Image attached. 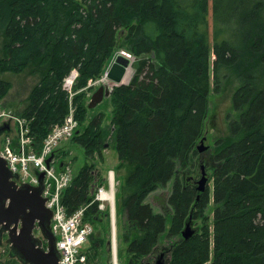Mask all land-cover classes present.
Returning a JSON list of instances; mask_svg holds the SVG:
<instances>
[{
	"label": "trees",
	"instance_id": "obj_1",
	"mask_svg": "<svg viewBox=\"0 0 264 264\" xmlns=\"http://www.w3.org/2000/svg\"><path fill=\"white\" fill-rule=\"evenodd\" d=\"M212 9L213 46L209 0H0V73L40 77L27 107L15 113L30 121L38 153L69 112L63 82L72 70L82 90L123 47L135 58L130 83L110 97L118 168L125 172L117 202L125 213L128 264L154 254L168 222L167 238L181 239L165 252L167 264H264V0H212ZM212 53L216 91L223 79L240 81L233 96L239 115L214 146L213 235L209 226L197 227L185 240L195 194L179 173L192 165L209 118ZM11 86L0 78V102ZM86 95L74 97L80 132L70 141L91 160L109 134L105 113L89 120ZM95 170L85 164L62 195L68 215L87 206L84 221L92 225L104 216L109 221L94 202L92 189L104 184ZM174 179L170 215L155 213L146 200ZM210 199L207 192L198 202V218ZM101 246L93 244L94 258L85 250L86 264Z\"/></svg>",
	"mask_w": 264,
	"mask_h": 264
},
{
	"label": "rangeland",
	"instance_id": "obj_2",
	"mask_svg": "<svg viewBox=\"0 0 264 264\" xmlns=\"http://www.w3.org/2000/svg\"><path fill=\"white\" fill-rule=\"evenodd\" d=\"M209 34H210V43L213 46V31H214V21H213V9H212V0H209ZM3 37L0 34V60L3 59L2 54V47H3ZM122 49H126L123 47ZM124 50V51H125ZM215 56L211 55V66H210V93H209V107L210 113L209 118L206 123L205 132L199 144L196 147L197 154L194 156L192 165L189 167L188 170L181 171L179 173L180 178H183L184 172H199L200 165L202 164V160L207 161V169L211 174L210 178V186H209V194H211L210 203L207 209L204 212V218H198L197 214L199 209L193 210V218L195 219L194 228L198 227L200 230L203 229L205 226H209L211 233L213 235V219H214V211H215V204L212 198L213 192V185H214V146L217 140L220 138L226 137L230 135V124L232 121L236 120L239 115V111L235 109L233 104V96L235 95L236 91L240 87V81L238 79H231L226 80L223 79L219 90L216 91V85L214 81V69H213V61ZM112 61V59H111ZM111 61L107 64L105 70L110 65ZM104 70V72H105ZM103 72V73H104ZM103 75V74H102ZM133 76V74H132ZM131 76V78H132ZM0 78L11 82L12 86L8 92V95L0 102V108L6 111H11L15 113H22L24 109L28 105V97L32 88L39 83L40 77L39 75H32L29 72H24L21 74H13L10 72L7 73H0ZM130 78V79H131ZM100 81L99 84H95L96 82ZM101 83V78L96 79L92 85L87 84L85 88L82 90L74 89L76 95L81 91L85 92L87 98V105L90 101L92 94L99 88ZM75 95V96H76ZM76 107V106H75ZM77 110V107H76ZM100 113H105L106 117L103 122V126L108 132V136L105 148L102 150L101 155H96L94 159L87 160L85 156V151L71 141L62 142L59 147V151L56 155V160H66L68 164L73 169L74 173L77 174L78 171L85 165V164H93L95 165V172H98L101 178H107L108 171L110 169H115L116 171V188H115V197H116V234H117V263L118 264H128L129 257L127 256V248L128 243L125 242V234L127 232V225L125 221V213L122 205L120 204L118 199L117 202V195H118V188L120 184L123 182L124 177V170L118 168L119 167V159L118 154L115 150V138L113 135V127L110 125L111 118H112V106L110 99H105L103 103H101L97 108L90 110L89 113V120L93 119ZM207 134V135H206ZM205 138V141H204ZM201 144L208 145L210 147L209 150H206L203 153H200L198 148ZM202 158V159H201ZM99 160V161H98ZM54 167H57V164H53ZM103 176V177H102ZM175 179L170 182L167 186L159 188L157 191L152 193L149 198L146 200L149 203L155 213H162L165 214L166 211H169L170 205L168 200L172 194L173 186H174ZM164 211V212H163ZM192 218V214L190 213V217ZM94 231L89 241V253L91 257L95 254L93 249V244L101 242V247L99 248L96 259L93 261V264H114L113 261V253L109 250L112 231H111V224L104 216L102 221H96L95 225L92 226ZM170 224L168 222L167 225V232L169 230ZM198 229V231H199ZM167 232L161 238L159 245L157 246L154 254L148 257L144 264H155L158 257L168 251L172 244L176 241L180 240L181 238L178 237L174 240H169L167 238ZM34 234L36 237H41V232L39 229L34 230ZM183 238V237H182ZM109 244V245H108ZM109 246V247H108ZM168 248V249H167ZM10 246L7 243V239H4L3 245L0 249L2 261L6 264H22L15 258H11L9 255ZM109 250V253H108ZM165 257V262H166ZM169 260V256H168ZM167 263V262H166Z\"/></svg>",
	"mask_w": 264,
	"mask_h": 264
},
{
	"label": "built area",
	"instance_id": "obj_3",
	"mask_svg": "<svg viewBox=\"0 0 264 264\" xmlns=\"http://www.w3.org/2000/svg\"><path fill=\"white\" fill-rule=\"evenodd\" d=\"M130 56V55H129ZM79 77L77 69L64 79L63 89L69 94V112L64 121L52 127L44 140L41 152H36L34 139L30 135V121L17 116L11 111L0 110V125L9 124L15 128V138L6 134L0 142V156L7 162L9 170L18 176L19 185H38L37 172L45 173L46 206L53 212L52 231L57 237V248L60 253V264H86L85 245L89 242L94 229L84 221L87 206L81 207L74 214L68 215L62 203L63 192L74 179L72 168L67 165L58 171L46 164L47 159L55 152L63 141L72 139L79 127L76 119V107L73 104L76 95L74 89ZM94 80L89 81L92 85ZM100 81L95 84H99ZM116 172L109 170L106 183L98 186L94 202L102 212H109L111 223L110 250L113 253L114 264L117 263V234H116Z\"/></svg>",
	"mask_w": 264,
	"mask_h": 264
},
{
	"label": "water",
	"instance_id": "obj_4",
	"mask_svg": "<svg viewBox=\"0 0 264 264\" xmlns=\"http://www.w3.org/2000/svg\"><path fill=\"white\" fill-rule=\"evenodd\" d=\"M133 63L132 54L124 50L116 53L108 71V82L92 94L88 103L89 110L97 108L105 99H109L115 86L130 83L132 78L128 82H125V78L130 72L131 76L134 75ZM5 130L6 127L0 128V135ZM208 149L209 146L204 144L198 148L200 153ZM53 157L54 155L47 160L48 166ZM38 176V186H19L14 180L17 175L9 170L7 162L0 157V249L7 235L10 256L22 264H59L60 253L57 249V238L51 230L53 212L46 207V198L43 196L45 174L39 173ZM206 181L207 178L204 177L201 184ZM191 221L192 219L189 218L182 231V237L185 240L198 232L197 228H193ZM35 229L40 230L41 237L35 236ZM44 242H46V248ZM0 264H5L1 259V252ZM155 264H167L165 253L158 257Z\"/></svg>",
	"mask_w": 264,
	"mask_h": 264
},
{
	"label": "flooded vegetation",
	"instance_id": "obj_5",
	"mask_svg": "<svg viewBox=\"0 0 264 264\" xmlns=\"http://www.w3.org/2000/svg\"><path fill=\"white\" fill-rule=\"evenodd\" d=\"M204 141H205V138H204ZM209 149H210V147H209ZM201 162H202V164L200 165L199 172L194 171V172L191 173V172L187 171V172H184V174H183L184 188L193 190V192L195 194V201H194V204H193L194 208L191 210V214H192L191 224H192L193 228H194V223H195V219L193 218V212L195 210H197L198 202L201 201V198L209 191L210 178H211V174H210V172L207 169V161L206 160H202ZM204 177L207 178V181L204 184H201V181L204 179ZM170 213H171V209L169 211H166L165 215H170ZM4 239H7V235H5ZM10 252L11 251L9 250V255H10Z\"/></svg>",
	"mask_w": 264,
	"mask_h": 264
},
{
	"label": "bare ground",
	"instance_id": "obj_6",
	"mask_svg": "<svg viewBox=\"0 0 264 264\" xmlns=\"http://www.w3.org/2000/svg\"><path fill=\"white\" fill-rule=\"evenodd\" d=\"M129 40V39H128ZM111 63H112V61H111ZM111 63H110V65L107 67V69H106V73L105 74H103L102 76H101V83H103V84H106L107 82H108V78H107V75H108V71H109V69H110V66H111ZM128 77H129V75H127L126 76V78H125V82H128L129 80H128ZM130 78H131V74H130ZM95 81V80H94ZM67 113V112H66ZM65 119V118H64ZM113 126V125H112ZM207 135V134H206ZM205 152V151H204ZM99 161V160H98ZM206 163V162H205ZM201 191V190H200ZM123 208V207H122ZM164 212V211H163ZM116 222H117V220H116ZM132 230V229H131ZM197 234V233H196ZM168 249V248H167Z\"/></svg>",
	"mask_w": 264,
	"mask_h": 264
},
{
	"label": "crops",
	"instance_id": "obj_7",
	"mask_svg": "<svg viewBox=\"0 0 264 264\" xmlns=\"http://www.w3.org/2000/svg\"><path fill=\"white\" fill-rule=\"evenodd\" d=\"M111 170V169H110ZM103 177V176H102ZM103 179V178H102ZM109 245V244H108ZM109 247V246H108ZM90 246H89V243L86 245L85 249L86 250H89ZM108 253H109V250H108Z\"/></svg>",
	"mask_w": 264,
	"mask_h": 264
}]
</instances>
